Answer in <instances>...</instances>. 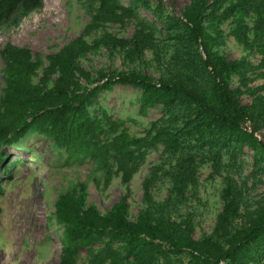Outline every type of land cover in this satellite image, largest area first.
Segmentation results:
<instances>
[{"label": "rangeland", "instance_id": "1", "mask_svg": "<svg viewBox=\"0 0 264 264\" xmlns=\"http://www.w3.org/2000/svg\"><path fill=\"white\" fill-rule=\"evenodd\" d=\"M191 1L148 0L150 9H146L141 3L119 0L134 13L125 16L113 10L106 12V18L96 29L83 34L97 11V2L43 0V8L23 18L17 26L0 28V50L6 44L30 49L33 58L42 62L33 77V82L39 83L48 65L46 55L59 52L82 36L88 48L77 59V65L89 74V80L81 79L85 87L101 84L119 73L136 71L151 77L157 85L160 81H180L213 102L214 82L209 68L203 65L201 46L180 22L185 23L184 11ZM228 3L224 2L214 19L204 22V31L214 53L242 62L241 72L229 77V86L239 88L243 104L259 106L264 99V34L255 33L258 15L253 10L224 16ZM238 20L247 30L248 45L233 34ZM138 30L147 40L139 55L134 53L132 44L93 47L105 33L132 39ZM101 74L106 78L101 80ZM5 77V62L0 55V98ZM55 78L56 75L49 78L46 86L52 87ZM141 98V88L115 83L98 92L89 106L93 116L115 121L118 130L125 129L131 137L149 139L163 130L180 138L173 150H165L159 142L140 151L134 158L138 169L126 184L121 182L115 162L111 165L112 175L105 182L100 173L91 171L89 160L68 164L63 150L38 135L20 146L2 148L7 158L6 167L0 171V264H58L64 227L54 219L55 203L62 193L78 194L80 184L86 187V205L96 206L101 213L126 196L130 221L135 222L139 213L148 209L152 221L166 226L176 237L188 235L199 241L215 231L224 207L222 192L226 181H230L239 193V210L236 216L222 221L213 238L214 245L223 247L264 218V158L255 162L247 145H224L211 119L193 103L178 99L170 107L162 103L143 106ZM258 125L259 129L253 131L254 125L248 120L242 128L264 142V116L259 118ZM182 163L195 172L196 181L178 193L172 180ZM147 178L148 199L143 188ZM154 243L145 246L142 255L134 259L125 257L123 244L115 242L112 255L102 264H212L210 258L189 248L172 252L165 243ZM104 247V241H98L80 250L74 264H89L90 257ZM260 259L264 264V253Z\"/></svg>", "mask_w": 264, "mask_h": 264}, {"label": "trees", "instance_id": "2", "mask_svg": "<svg viewBox=\"0 0 264 264\" xmlns=\"http://www.w3.org/2000/svg\"><path fill=\"white\" fill-rule=\"evenodd\" d=\"M97 2V11L92 21L85 27L84 33L96 29L106 12H120L130 16L132 9L120 4L119 0H93ZM150 9L148 0H132ZM223 15L230 16L236 12L248 14L253 10L258 17L255 33L264 34V0H192L185 8L183 24L189 36L199 43L204 56L203 65L209 68L214 82V101L200 92L188 88L180 81L157 85L154 79L140 72L131 71L108 77L101 84L85 87L81 79H88L89 74L77 65V59L87 50L88 45L80 36L57 53L46 55L48 65L43 69L39 83L33 82L42 65L41 59L33 58L26 47L6 44L0 55L5 62V88L0 98V171L4 169L6 156L2 154L4 146H20L25 140L38 135L51 141L54 148L63 150L69 164L89 160L91 171L100 173L105 182L111 175V165L116 163L121 182L126 184L138 169L134 158L140 151L162 142L165 150L175 149L180 138L167 131L160 130L151 138L131 137L123 129L118 130V123L101 119L91 114L89 106L96 95L112 84H131L142 89V105L153 106L162 103L170 107L178 99L195 104L201 114L211 119L213 128L223 137L224 145H247L254 153L255 162L264 158V142L253 134L243 130L242 124L250 120L253 131L259 129V118L264 116V99L259 106L245 105L239 98V88H231L229 77L242 70V62L228 60L211 50L208 36L204 31V22L216 17V12L224 2ZM43 8V0H0V28L15 27L23 18ZM233 31L236 39L244 45L249 44L247 30L242 20L237 21ZM138 30L132 39L120 38L105 33L94 42L93 47L125 46L132 44L134 53L139 55L147 45L146 37ZM56 75L52 87L46 81ZM101 80L106 78L101 74ZM253 133V132H252ZM27 150V149H26ZM13 163L11 167L15 166ZM176 192L194 184L195 172L182 163L173 176ZM0 184V191H1ZM80 191L66 192L59 195L55 203L54 219L64 227L61 237L62 254L58 264H74L76 254L92 247L98 241H104V250L93 254L89 264H102L112 255L115 242L123 244L125 257L138 258L147 245L156 241L165 243L172 252L189 248L200 256L210 258L212 264H262L260 256L264 253V218L238 236L231 239L226 247L214 245L213 238L219 233L223 220L236 216L239 210V193L232 182L226 181L222 192L224 207L219 216L218 225L213 234L202 240L181 237L170 232L167 227L153 222L150 211H141L135 222L127 216V197L122 196L108 211L101 213L96 206L86 205L85 184H80ZM145 198H149L150 181L145 179ZM159 249V248H158Z\"/></svg>", "mask_w": 264, "mask_h": 264}]
</instances>
